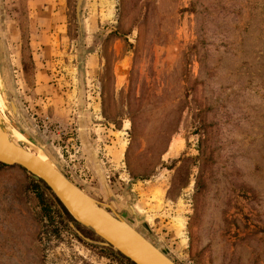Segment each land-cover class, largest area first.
<instances>
[{
	"label": "rangeland",
	"instance_id": "374dc122",
	"mask_svg": "<svg viewBox=\"0 0 264 264\" xmlns=\"http://www.w3.org/2000/svg\"><path fill=\"white\" fill-rule=\"evenodd\" d=\"M76 3L0 0L2 114L177 264H264V0H84L82 43ZM31 180L0 166V264H121Z\"/></svg>",
	"mask_w": 264,
	"mask_h": 264
},
{
	"label": "water",
	"instance_id": "95a60500",
	"mask_svg": "<svg viewBox=\"0 0 264 264\" xmlns=\"http://www.w3.org/2000/svg\"><path fill=\"white\" fill-rule=\"evenodd\" d=\"M83 3L84 0H77L75 7L79 43H82L84 31ZM83 65L84 55L80 52L79 72L81 76L84 73ZM81 76L79 78L77 114L79 142L83 158L89 164L103 198L108 199L111 196L110 187L98 153L88 136L89 113L86 109L85 90ZM2 98L4 100L3 96ZM4 104H6L5 101ZM15 132L20 133L0 115V164L19 167L31 179L42 181L57 208L61 212L64 209L76 224L98 238L93 240L85 237L72 221H68L69 227L80 239L91 245L114 250L132 264H177L139 227L140 222L132 224L118 215L111 206L80 189L60 171L46 154L43 146L31 143L24 135L23 139H16ZM40 154L44 159L40 157ZM106 189L109 193L106 192ZM129 209L131 216L138 218L133 206H130Z\"/></svg>",
	"mask_w": 264,
	"mask_h": 264
},
{
	"label": "trees",
	"instance_id": "16d2710c",
	"mask_svg": "<svg viewBox=\"0 0 264 264\" xmlns=\"http://www.w3.org/2000/svg\"><path fill=\"white\" fill-rule=\"evenodd\" d=\"M0 166H5L0 164ZM30 184L33 186V188L37 191V193L39 192V197L40 200L44 201L45 200V193H44V189H47L45 184L42 181H34L31 180ZM31 186V187H32ZM41 193V194H40ZM50 201V200H49ZM52 203V202H50ZM65 216L69 219H71V217L67 214V212L63 209ZM48 212V211H47ZM58 214V212H57ZM72 220V219H71ZM86 234V233H85ZM88 235V234H87ZM90 236V235H89ZM102 252L104 254H106V256L113 258L115 261H118L121 264H132L130 262H128L127 260H125V258L123 256H121L118 252L111 250V249H106V248H101Z\"/></svg>",
	"mask_w": 264,
	"mask_h": 264
},
{
	"label": "bare ground",
	"instance_id": "6f19581e",
	"mask_svg": "<svg viewBox=\"0 0 264 264\" xmlns=\"http://www.w3.org/2000/svg\"><path fill=\"white\" fill-rule=\"evenodd\" d=\"M12 108H13V107H12ZM13 110H14V108H13ZM0 115H1L4 119H6V117L2 114L1 111H0ZM15 137H16V139H20V140L24 138L23 135H22L21 133H19V132H15ZM41 155H42V154H40V157L44 159V157L41 156ZM106 192L109 193V192H108V189H106ZM108 195H109V194H108Z\"/></svg>",
	"mask_w": 264,
	"mask_h": 264
},
{
	"label": "flooded vegetation",
	"instance_id": "af4514ba",
	"mask_svg": "<svg viewBox=\"0 0 264 264\" xmlns=\"http://www.w3.org/2000/svg\"><path fill=\"white\" fill-rule=\"evenodd\" d=\"M84 233H86V231L84 230Z\"/></svg>",
	"mask_w": 264,
	"mask_h": 264
},
{
	"label": "crops",
	"instance_id": "0c3cea01",
	"mask_svg": "<svg viewBox=\"0 0 264 264\" xmlns=\"http://www.w3.org/2000/svg\"><path fill=\"white\" fill-rule=\"evenodd\" d=\"M21 66V65H20ZM20 72H21V69H20Z\"/></svg>",
	"mask_w": 264,
	"mask_h": 264
}]
</instances>
